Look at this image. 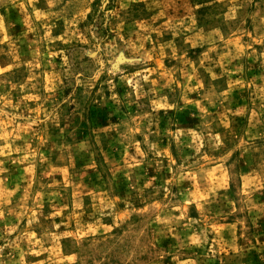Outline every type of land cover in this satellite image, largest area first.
I'll return each mask as SVG.
<instances>
[{
	"label": "rangeland",
	"instance_id": "1",
	"mask_svg": "<svg viewBox=\"0 0 264 264\" xmlns=\"http://www.w3.org/2000/svg\"><path fill=\"white\" fill-rule=\"evenodd\" d=\"M0 264H264V0H0Z\"/></svg>",
	"mask_w": 264,
	"mask_h": 264
}]
</instances>
